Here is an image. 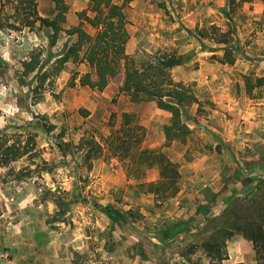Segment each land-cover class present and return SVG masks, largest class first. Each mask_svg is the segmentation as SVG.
<instances>
[{
	"label": "rangeland",
	"instance_id": "obj_1",
	"mask_svg": "<svg viewBox=\"0 0 264 264\" xmlns=\"http://www.w3.org/2000/svg\"><path fill=\"white\" fill-rule=\"evenodd\" d=\"M64 1L76 21L77 12L90 6V0ZM132 1L126 13L132 36L127 52L137 61L157 49L185 58L172 76L193 85L199 99V104L181 106V119L190 129L185 142H166L169 112L119 92L122 73L97 90L79 83L85 72L94 81V70L68 60L42 83L38 74L54 69L76 35L61 31L50 44V28L30 30L20 24L24 10L0 7V145L32 149L30 155L0 163V264L12 261L14 246L30 248V262L39 264L46 261L45 247L55 253L54 245L69 264H214L200 247L211 231L207 219L220 215L233 198H264V82L257 83L264 78V0L244 2L229 16L228 0ZM37 11L52 18L54 2L37 0ZM76 25L66 21L63 26ZM210 25L220 32L231 27L226 44L216 41ZM82 27L94 33L86 22ZM224 46L232 48L231 64L220 62ZM31 59L34 68L26 66ZM123 112L130 115L125 126L130 129L120 134L126 144L118 157L104 139L122 126ZM133 127L141 148L177 163L181 176L175 196L156 201L141 184L158 179L157 166L140 178L128 174L137 151L126 137ZM90 136L104 147L86 159L80 139ZM128 140L135 147L129 148ZM199 159L209 174L197 177L185 166ZM109 204L127 220H111L102 210ZM177 223L184 230L168 237ZM240 238L233 230L226 241L228 258L219 264H258L254 250Z\"/></svg>",
	"mask_w": 264,
	"mask_h": 264
},
{
	"label": "trees",
	"instance_id": "obj_2",
	"mask_svg": "<svg viewBox=\"0 0 264 264\" xmlns=\"http://www.w3.org/2000/svg\"><path fill=\"white\" fill-rule=\"evenodd\" d=\"M52 1L54 2L55 13L52 18H48L39 15L37 0H0V7L11 4L15 12L24 10V16L20 21L22 26L30 30L34 29L36 25L50 28V44L55 43L57 35L61 31L69 35H76L73 43L68 45L65 52L54 61V69L51 71L44 70L39 73V80L43 83L49 76L57 74L68 60L85 62L94 70L96 77L94 81L91 79L90 73L85 72L80 76L79 83L97 90H103L110 79L122 73L123 80L119 87V92L129 95L133 102L152 101L157 108L169 112L171 121L164 126L166 142L172 140L185 142L190 129L181 119V106L199 104L193 85L177 81L172 76V69L182 64L185 58L176 51L157 49L146 54L142 60L137 61L134 56L126 52V44L130 37L128 32L130 22L126 9L132 0H121L120 2L115 0H90V6L87 10L77 12L78 25L71 28L63 26L66 22L68 10L66 2L64 0ZM251 1L228 0L229 11L226 12V15L229 16V13L242 3ZM87 11H90L93 15L89 16ZM83 22H86L94 29L93 34L83 29ZM210 29L214 30L215 34H218L219 38L216 41L224 44L228 41L227 36L232 33L230 26L224 32H220L215 25H210ZM223 51V57L220 62L233 63L232 48L224 46ZM34 64L31 59L26 63V66L34 68ZM263 82V77L257 78L258 85H262ZM122 118V126L119 129L112 128L104 139L108 151L118 157L120 156L118 149L124 143L126 144V142L121 140L120 134L130 129L128 127L125 129V126L130 123V115L123 112ZM110 126L113 127V124L110 123ZM136 129V127H133L131 129L132 132L128 135L126 134V137H130L131 142L137 144L134 164L132 168L128 169V174L134 178H140L145 175L146 169L157 166L158 179L146 183L142 182L141 184H145L147 191L154 194L156 201L159 198L165 200L175 196L179 191L181 176L177 163L170 160L160 151L141 148L139 146L140 136L134 137ZM132 138L134 139L132 140ZM80 142L87 147L85 151L86 159L95 158L101 154L104 147L102 143L96 141L92 136L89 138L82 137ZM131 142L128 140L127 144ZM1 147L2 145H0V149H2L0 151V163L2 164H8L26 154H32V149H27L26 144L16 148H13L11 144ZM130 147L135 146L129 144ZM126 153H128V150ZM41 163L45 165L46 162L41 159ZM42 167V169H46L45 166ZM102 210L115 222L127 220V215L113 205H106ZM207 221L211 225V231L202 240L200 247L210 262L219 264L228 258L226 241L232 235L233 230H235L252 243V249L258 264H264V198L260 199L252 196L244 200L238 197L233 198L220 215L208 218ZM184 227L181 223H177L166 234L171 237L183 231ZM191 247L195 246H189L186 250L188 253L192 252Z\"/></svg>",
	"mask_w": 264,
	"mask_h": 264
},
{
	"label": "crops",
	"instance_id": "obj_3",
	"mask_svg": "<svg viewBox=\"0 0 264 264\" xmlns=\"http://www.w3.org/2000/svg\"><path fill=\"white\" fill-rule=\"evenodd\" d=\"M135 1V0H134ZM133 1L130 2V6H133ZM130 7H127L126 9V13H127V10H129ZM66 21L72 25L74 24H78L79 21H76L75 17H74V12H73V8H69L67 13H66ZM129 26H131V23H129L128 25V32H129V35L131 36V33H130V30H129ZM132 36L130 37L129 40H131ZM129 40L126 44V52H127V49L129 50ZM128 53V52H127ZM71 62L67 61L65 64H69ZM82 65H88L87 63L85 62H81ZM89 66V65H88ZM176 67V66H175ZM177 68H173V70H175ZM181 79L183 80H190L189 78L191 79H195V75L189 77V78H186V77H180ZM208 128H210L212 131H217L218 129L216 127H213L212 125H207ZM219 133V136L222 137V140H226V138H224V134L222 133V131H218ZM186 168L189 167L190 170L192 172H194V176H199L200 173H203L205 172L206 174H209V171L208 168H206V165H204L202 163V161L199 159L197 161H194V162H191V163H188L186 166ZM221 167V166H220ZM221 170V169H219ZM193 177V176H192ZM220 178V177H219ZM242 240H244V238H240ZM245 243L246 245H248V247H250V250H252V243L248 240L245 239ZM251 244V245H250ZM54 248L55 249V253H49V250L52 251L51 247H45V250H48L45 252V255H44V259H46V261H43L41 260L40 263L42 262V264H64V262L66 264H69V262H67V260H60L59 258V254L60 252H58V249H57V245H54ZM12 251H13V254H14V257L12 258V261H9L8 264H37L36 262H30L29 260V256H30V248L26 247V246H14L11 248ZM49 253V256H47V254ZM62 258H63V252L61 254ZM28 259V260H27ZM47 259L49 260H52V261H47ZM240 258H238V261ZM39 263V264H40Z\"/></svg>",
	"mask_w": 264,
	"mask_h": 264
}]
</instances>
